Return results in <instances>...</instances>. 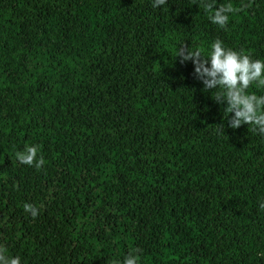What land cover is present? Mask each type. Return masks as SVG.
<instances>
[{"label":"trees","instance_id":"obj_1","mask_svg":"<svg viewBox=\"0 0 264 264\" xmlns=\"http://www.w3.org/2000/svg\"><path fill=\"white\" fill-rule=\"evenodd\" d=\"M228 3L250 6L224 30L200 0H0L7 256L112 264L139 248L140 264H264V135L228 127L176 58L220 39L264 60V0H216ZM26 146L39 170L17 160Z\"/></svg>","mask_w":264,"mask_h":264},{"label":"clouds","instance_id":"obj_2","mask_svg":"<svg viewBox=\"0 0 264 264\" xmlns=\"http://www.w3.org/2000/svg\"><path fill=\"white\" fill-rule=\"evenodd\" d=\"M168 0H153V7L166 4ZM200 7L208 14L209 20L220 28L227 30L229 14L242 11V5L234 7L232 3L216 6V0H200ZM180 64L191 61L194 65L193 75L196 80L202 82L203 90L215 94L212 99L224 106L223 116L227 120V126L236 129L247 124L252 126L253 132L264 135V95L249 92L255 85L264 89V60L253 59L250 54L226 48L223 41L216 39L211 44V50L207 55L199 49H192L183 44L177 51L176 58ZM231 114V115H230ZM218 131H225L224 123ZM37 146H26L24 151L15 153L21 164L35 167L39 170L45 163L42 155L38 158ZM24 211L29 212L33 218L39 214L36 206L30 203L24 204ZM264 209V203L260 205ZM6 248L0 246V264H21L19 256L9 257ZM142 249H132L123 261H113L112 264H140Z\"/></svg>","mask_w":264,"mask_h":264}]
</instances>
